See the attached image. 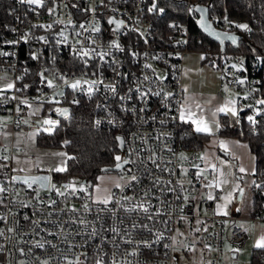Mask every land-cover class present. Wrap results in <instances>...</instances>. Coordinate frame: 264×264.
I'll return each mask as SVG.
<instances>
[{
    "label": "built area",
    "instance_id": "built-area-1",
    "mask_svg": "<svg viewBox=\"0 0 264 264\" xmlns=\"http://www.w3.org/2000/svg\"><path fill=\"white\" fill-rule=\"evenodd\" d=\"M5 1L11 3L9 12L12 14V23L8 33H0V50L13 52L15 55L0 56V77H4L7 81H15L17 88H20L23 84H28L30 87L22 92L9 90L4 95L9 97L15 95L20 99L27 98L33 104V108L40 105L41 98L47 100V98L52 97L57 92H63L64 96H57V99L60 100L59 104L43 103L40 112L36 114H30L32 109H29L26 105H21V111L17 112V100L0 104V118H2L0 119V131L6 127L12 131L37 129L40 124L35 117L45 113L46 116L57 118L60 122H68L75 105L71 101L73 99L86 101L92 106V122L95 127L116 129L122 132L119 135L124 136L126 140L124 157L127 156L130 149H134L135 151H132L130 159L137 160V153H139V156L146 160L151 151L156 153L158 162H160V157L164 161H171L168 166L175 171L174 176L167 172L161 173L148 162V167L153 168L155 175L162 176L165 180L171 179L173 186L176 185L178 180L192 179V185H185L187 193H180L179 189H177V193L167 194V200L171 201L170 207L159 205L157 200L153 198L152 203L154 205L163 208L165 213L171 212V215L164 214L159 217L158 221H167V223H155L153 233L146 231L135 232L133 237L135 240H155L154 232L156 230L164 233V238L159 243L153 244L151 250L142 249V255L138 257L139 260L146 262V264H180V257L178 256V251H180V254L187 258H193L189 259L190 261L186 264H194V262L199 264L201 259L200 250L203 249V258L205 260H210L212 264H221L225 242L232 243L238 248L241 247L247 238V232L236 224L237 216L222 217L211 215L210 217H202L196 214V192L203 189L202 185L206 181L203 179L195 180L196 169L192 167V163H200L202 167V162L196 159L198 154L195 146L185 148L180 143L177 131L178 124L182 122L178 118V109L183 99L181 85L183 57L186 52L190 51V30L188 24L173 21L170 25L176 24L177 28L170 27L168 32L160 33L156 25L157 13L147 11L153 0H104L103 5L100 4V0H56L59 7L52 14L48 13L47 7L53 6V0H47L45 8L18 4L17 0ZM156 2L159 6V0H156ZM65 4L67 7L63 6ZM74 4L78 5V7H73ZM90 5L96 8L95 19L99 21L101 26L99 33H92L90 29L89 31H84L79 28L81 23H91L93 20L91 13L80 11V9ZM206 5L209 6L210 4L207 3ZM30 8H36V12L31 11ZM113 8L118 9V11L113 12ZM12 9H15V13H12ZM189 14L191 13L189 12ZM15 16H20L21 19L17 21ZM112 16L125 21V27L116 33L111 31L115 26L107 23L108 18ZM60 19H63L65 23H58L57 21ZM69 20L72 21V24L68 23ZM210 20L216 29L238 32L241 37H248L253 32V27L249 23L252 28L251 32L237 29L235 24L229 25L223 21H217L215 17L210 16ZM235 22L243 23L241 21ZM88 23H85L86 28ZM49 24L52 25L51 29L43 27L33 28V25ZM12 28H15L16 31L12 32ZM61 32L64 33L63 36L59 35ZM77 32L81 33V35L77 36ZM25 33L29 34L27 42L21 41L18 45H7L4 43L5 40L19 39ZM40 36L46 37L47 43L37 39ZM113 39H118L124 51L114 48L110 49L109 45ZM58 40L61 42L57 43ZM91 40H95V44L91 43ZM145 40L147 43H145ZM78 41L83 43H78ZM178 41H187V43H178ZM82 47L95 48L97 52L103 51L111 54L105 56L103 60L95 55L93 57L80 58L73 54L75 50ZM133 52L139 53V55L133 56ZM29 53H36L39 58L33 60ZM219 53L221 55V84L223 87L227 85L230 91L240 94L237 97L238 104L245 105L244 110L240 113V122L251 125L247 121L246 116L255 115V112L253 108L246 106L253 105L255 108L264 110V105L256 104V100L264 99V63L258 60V57L264 58V50L249 54L229 50L220 51ZM156 57H160V59H156ZM85 59L87 64L84 63ZM240 60H243V67L247 71H238L231 67L232 64H238ZM145 64H150L151 68H146ZM114 68L115 70H113ZM25 69L28 70L27 74H25ZM40 72H44V75L48 79L53 80L59 87L53 89L47 87L46 83H41V78L38 75ZM60 75H64L70 80L72 78L103 79L104 83L97 85L96 87L99 90L89 97L86 91L73 90L68 85H65L59 79ZM20 76L24 77L23 80L17 79ZM145 77H148V79H145ZM160 77L166 78L161 79ZM238 78H246L247 82L245 85L235 83ZM108 84H115L117 91L113 93L108 90L105 87ZM83 88L86 90L87 85H84ZM129 89H132V92H129ZM149 89H151V92L146 101L141 100L140 92H146ZM161 89H163L161 96L152 94ZM252 89H258V91L252 92ZM169 92L173 93V95L168 97L167 101H163L164 94ZM249 92L251 94L248 99H243V96ZM121 96H130L131 99L121 100ZM97 105H100V107H97ZM56 107L68 108L70 112L69 118L58 117L53 111ZM124 109H128V111ZM131 109H135V111ZM263 115L264 112H262V115H257V121ZM153 116H156L155 120L151 119ZM174 116L177 117L176 120L171 119ZM18 120H28L29 123L21 122L17 124ZM96 121H100V123L97 124ZM110 121H114V123H110ZM161 121H164V123L161 124ZM169 148L172 150L171 152L168 151ZM21 151L22 148L18 145L0 142V155H6L12 159L16 153ZM180 153H184L189 159L181 161L179 159ZM11 159L6 161L9 166L0 171V180H3L6 186H8V179L17 173L11 165ZM0 163L5 162L0 161ZM181 167L188 169L187 176L182 174ZM128 169H131L132 172H128ZM143 169L144 165L137 160L136 164L124 165L123 172L121 170L117 172L119 175L127 176L135 173L139 176ZM4 173L8 174V178L5 177ZM253 181L264 183V167L256 170ZM150 184V179L142 177L139 184L134 183V187L126 188L123 193L115 187H112V191L116 193L117 197L126 194L135 195L139 199ZM11 186L14 189H20L19 195L9 193L10 199L5 200L7 208L0 207V213L7 214V221H0V228L16 227V221L18 220V231L21 234L29 233V235L25 236V239L38 238L31 236V226L22 217L27 213L33 219L43 220L44 218L39 215V208L36 209L37 215L33 216L31 205L26 208L22 207L18 202H10V200L32 199L35 196L34 188L36 186L34 185L33 189H28L26 185L17 182H13ZM251 191L253 195L263 194V199L261 204L253 209L250 219L255 224L264 225V193L256 189L253 183L251 184ZM177 194L181 196V199H175ZM184 194L190 195L187 203L183 201ZM214 194L218 196L219 190L215 189ZM160 195L159 192L154 191V196ZM84 196L85 193L79 192L76 196L69 197L67 203L69 205L74 204L77 208H80L84 203ZM191 197H195V199L193 200ZM41 198L44 200H63L54 191L50 195L46 191H41ZM161 199H164V197L161 196ZM33 203H35L34 200ZM213 203L214 201H207L204 198L200 199V206L203 205L207 209H210ZM180 207L184 208L183 212L180 211ZM9 209L11 212H9ZM11 213H17L18 215L13 216ZM85 215L89 220L95 218L94 214ZM181 217H187V220ZM197 218L201 219V223L197 224L196 228H200L201 231H194L196 252L189 251L184 246L191 244L192 240L183 241L180 247H164L165 244L172 243L169 237H175L178 227L183 226L185 221H192ZM225 219L230 223L228 226L225 224ZM142 222L147 223V221ZM16 239L18 237L13 235L12 242L8 243L0 238V243H6L7 250L12 251L13 264H15L16 260L22 258L14 251ZM76 239L77 241L80 240L79 237ZM205 244L210 245L212 250L205 249ZM124 247L131 248L129 245H124ZM261 258L264 260V249ZM3 261L4 257L0 255V264H3Z\"/></svg>",
    "mask_w": 264,
    "mask_h": 264
},
{
    "label": "snow or ice",
    "instance_id": "snow-or-ice-1",
    "mask_svg": "<svg viewBox=\"0 0 264 264\" xmlns=\"http://www.w3.org/2000/svg\"><path fill=\"white\" fill-rule=\"evenodd\" d=\"M18 4L33 6L35 5L37 8H45L47 5V0H17ZM100 4H104V0H100ZM67 7V5H63ZM59 7V4L56 3V0H53V6L47 7V11L49 14L55 13L56 8ZM73 7H78V5H73ZM215 8V0L212 5L209 6H201L195 5L190 7L188 11L190 13H199L200 19L197 21L199 25L210 34L216 36L218 39L223 37L224 39L231 40L233 44L237 42L239 39L238 36L227 33V32H217L212 28V22L207 18L210 9ZM31 11L36 12V8H30ZM12 13H15V9L11 10ZM80 11L85 13H91L93 15V20L91 23H88V27H85V23H81L79 28L84 31L91 30L92 33H99L101 31V26L98 20L95 19L96 8L93 6L85 7L80 9ZM113 12L118 11V9L113 8ZM150 13H164L165 9L163 7H159L156 0H153V3L147 9ZM225 14L222 18H216L217 21L220 19L223 22L231 25L235 24L237 29L244 30L246 32H251L252 28L248 23H236L235 21L229 20L228 15L226 14L227 10H224ZM26 18V14H25ZM15 19L19 21L21 19L20 16H15ZM60 24H64L65 21L60 19L57 21ZM69 24H72V21H68ZM108 25H114L111 29L113 33H116L118 30L125 27V21L122 19H117L115 16L109 17L107 20ZM75 27V25H73ZM7 27V26H6ZM35 27H43L46 29H51L52 25H33ZM172 28H177L176 24L170 25ZM12 32H15L16 29L12 28ZM28 33H25L19 39L15 40H5L4 43L7 45H18L21 41L27 42ZM59 35L63 36L64 33L61 32ZM81 35V33L77 32V36ZM143 35V33H141ZM37 39L44 41L47 43V38L44 36L37 37ZM91 39V37H89ZM61 41H57L60 43ZM78 43H83L82 41H78ZM91 43L95 44V40H91ZM145 43L147 41L145 40ZM178 43H187V41H178ZM110 49H116L119 51H124L118 39H113L109 45ZM255 52V49H252ZM74 55L80 58L99 56L101 60L104 59L105 56L110 55V52H97L95 48H80L74 51ZM15 53L9 51L0 50V56L8 57L13 56ZM31 59H38V55L36 53H29ZM133 56L139 55V53L133 52ZM147 55V53H145ZM205 57L201 56V59ZM156 59H160V57H156ZM258 60L261 63H264V58L258 57ZM84 63L87 64V60H84ZM118 63V62H116ZM146 68H151L150 64H145ZM231 67L233 69H237L238 71H247L243 67V60H240L238 64H232ZM115 70V68L113 69ZM27 69H25V74H27ZM95 74V73H94ZM41 78V83H46V86L49 88H58L59 85L55 84L53 80L48 79L44 72L38 73ZM23 76L18 77L17 79L23 80ZM164 79L166 77H160ZM59 79L65 84L68 85L73 90L86 91L89 97L94 94L95 91L99 89L96 87L97 85L103 84V79L90 80V79H68L64 75H60ZM148 79V77H145ZM247 82L246 78H238L235 83L239 85H245ZM84 85H87V89L83 88ZM30 85L23 84L20 88L16 87L15 81H7L4 77H0V104L9 103L11 100H17L18 104L16 105V111H21V105H26L29 109H32L30 114L39 113L41 110V105L43 103H53L59 104L60 100L57 99V96L63 97V92L54 93L52 97L44 100L41 98L40 105H37L33 108V104L29 102L27 98L20 99L15 95L6 96V93L9 90H15L17 92H22L28 89ZM105 87L111 92L115 93L117 91L115 84H108ZM137 91H139L137 89ZM187 91V89H185ZM225 91L229 93L227 99L222 102H218L217 106L211 110L209 116L198 115L197 112L193 111L192 108L188 105L187 100L184 103L180 104L178 109L179 111V120L184 122H190L195 126V132L203 133L208 136H214L216 132L219 131L221 124L217 119L218 114H224L225 116L231 117L236 123L240 122V113L244 110L245 105L238 104L237 97L240 95L239 93H231L230 90L225 86ZM258 89H252V92H256ZM129 92H132V89H129ZM151 89L146 92H140V99L145 100L148 98ZM163 89L158 92L152 93L156 96H161ZM251 92L246 93L243 96V99H248V96ZM173 93H165L163 96V101H167L168 97H171ZM121 100L131 99V97L121 96ZM73 104H79V100L73 99L71 101ZM257 105H264V99L256 100ZM167 106V105H166ZM100 107V105H97ZM198 109L200 105L196 106ZM248 108H253L255 115H247V121L255 126L258 121L256 119L257 115H262L261 108H255L253 105H247ZM128 111V109H124ZM135 111V109H131ZM53 111L60 117H64L68 119L70 116V112L68 108L56 107ZM143 111V109H141ZM2 119V118H0ZM151 119L155 120L156 116H153ZM171 119L176 120L177 117H171ZM28 124V120L17 121L19 123ZM97 124L100 121H96ZM110 123H114V121H110ZM164 121H161L163 124ZM41 127L37 128L34 132L29 134V139L31 140L36 135H38L41 131L53 134L60 126L59 119L52 118H44L40 121ZM159 138V137H158ZM115 140L117 141V148L123 149L126 144V140L124 136H116ZM19 143V141H17ZM70 141H64V144H69ZM239 144V142H236ZM220 146L228 151L227 145L224 141H220ZM241 147L247 148V145H240ZM132 151L134 149H130L127 153L126 157H122L121 155H115V168L120 169L122 172L124 171V165L127 164H136L137 160L140 164L144 165V169L141 171L138 176L135 173L131 175H121L117 180L113 177H108V181L115 187L120 189L121 193L125 191L126 188H132L135 184H139L142 177H147L150 179L151 184L148 188L143 191V195L136 198L135 195H121L119 197L116 196V193L112 191L109 187H101L100 184L92 185L90 183L86 184L75 179L69 181L65 184H57L53 182L51 175H13L8 179V186L5 185L3 180H0V207L7 208L5 204L6 199L9 198V193L14 195H19L20 189H14L11 185L13 182L22 183L27 186L28 189L34 188L35 196L32 199L28 200H18L11 201L12 203L18 202L22 207H29L31 205L33 216L37 215L36 209L39 208V215L43 217V220L33 219L27 213L23 215V219L28 221L31 228L30 234L32 237H38L34 239H25L26 235L29 233L21 234L18 231L19 221H16V227H8V228H0V238L4 241L11 243L13 240V235L18 237L15 241L14 251L22 257L21 259L16 260L15 264H146V262H142L138 259L142 255V249L151 250L153 244L159 243L161 239L164 238V233L156 230L154 232L155 240H135L134 234L138 231H146L149 233H153V229L155 223L160 222L166 224L167 221L159 220L158 218L164 214L168 216L171 215V212H164V209L161 207H157L152 203L153 198L157 200L159 205H163L165 207L171 206V201L167 200L168 193H177V189H179L180 193H187V189L185 185H192V179H181L178 180L176 185L173 186V182L171 179H163L162 176H157L154 174L153 168L148 167V162H150L155 169H158L161 173L167 172L170 175H175V171L173 168L168 165L171 161H164L162 157L159 158L160 162H158V157L156 153L151 152L147 156L146 160L139 156L137 153V160L130 159ZM168 151H172L170 148ZM231 155V153H229ZM45 155L60 157L59 164L56 166H52L47 168L48 172L61 173L66 172L67 161L74 160V156H70L66 152H55V153H46ZM234 159H238V157H233ZM11 159L6 155H0V161H4L5 163H0V171L7 168L9 165L6 163ZM179 159L181 161L188 160L184 153H180ZM197 160L201 161L204 164V167H201L200 163H192V167L196 169L195 172V180L199 181L201 179L205 180L202 186L209 191L204 195V199L207 201H216V207L214 210L215 215L229 216V206L236 199H242L244 196V188L240 186V181L243 180V176H237L232 169L238 167L240 173L247 175L249 173V169L243 167L242 165L237 166L232 164L230 161H219V164L213 162V159H209V155L207 153L199 154L196 157ZM255 160V157H253ZM39 161V158H38ZM20 161L17 159L16 164L19 165ZM39 167V163L36 164ZM211 169L214 175L211 179H209L206 173ZM15 171L24 172L25 169L18 168L14 169ZM105 172L109 171V169H104ZM128 172H132L131 169L127 170ZM181 172L185 176H187L188 169L181 167ZM251 174H256V169L253 167L251 169ZM5 177L8 178V174L4 173ZM100 181H104L105 177H99ZM253 185L256 189L260 190L264 193V183H256V181H252ZM194 187V185H193ZM92 189V191H89ZM213 189H219L222 195H215L212 191ZM41 191H46L47 194H51L53 191L56 193L58 197L63 198V200L58 201L57 199H47L44 200L41 198ZM154 191L159 192L160 196H154ZM79 192L85 193L84 203L80 208H77L74 204L69 205L67 203L69 197L76 196ZM239 193V196L236 194ZM161 196L164 199H161ZM175 199H181V196L177 194ZM190 199L189 194L183 195V201L187 203ZM191 199H195V197H191ZM33 200L35 203H33ZM95 206V207H94ZM50 209V210H49ZM180 211L183 212L184 208L180 207ZM240 211V209H237ZM9 212L11 210L9 209ZM13 216L18 215L17 213H11ZM85 214H94V219H87ZM205 214H207L205 210ZM140 218V219H138ZM184 220H187V217H181ZM0 221H7V214L0 213ZM127 221V223H126ZM142 221H147L144 223ZM197 223H201L199 220ZM43 225V226H42ZM151 225V226H150ZM238 227L244 229L245 232L249 231V227L245 224L241 223ZM206 230V229H204ZM196 232H200V228L195 229ZM13 234V235H9ZM43 234V235H42ZM179 236H185V233L178 232ZM77 237L80 238L77 241ZM172 241L171 244H165V248H172L175 246L176 237H169ZM196 241L193 240L191 244L184 245L189 251L196 252L195 248ZM124 245H129L131 248H126ZM255 247L264 249V235H261L259 239L255 243ZM205 249L211 251V246L208 244L204 245ZM110 249V251H109ZM51 250V251H50ZM78 250V251H77ZM232 252H239L241 249L239 248H230ZM201 259L199 264H212L210 260H205L203 258V249L200 250ZM0 255L4 257L3 264H13L12 261V251L7 250L6 243H0ZM195 264V262H194Z\"/></svg>",
    "mask_w": 264,
    "mask_h": 264
},
{
    "label": "trees",
    "instance_id": "trees-1",
    "mask_svg": "<svg viewBox=\"0 0 264 264\" xmlns=\"http://www.w3.org/2000/svg\"><path fill=\"white\" fill-rule=\"evenodd\" d=\"M214 0H159V7L165 9L164 13H157L156 25L160 33L170 30V23L180 21L187 23L190 30L189 48L193 51L205 53L204 59L213 60L217 57L221 63L219 45L204 35L196 26V13L189 14L188 9L195 4L212 5ZM11 3L0 0V33H8L12 23V14L9 12ZM226 14L231 21L249 23L253 32L248 37H241L237 48L226 44V51L251 53L264 50V0H215V8L210 9L211 17L222 18ZM219 21H223L220 19ZM7 26V27H6ZM216 59V60H217ZM211 62V61H210ZM212 63V62H211ZM221 66V64H220ZM92 106L83 100L73 106L71 118L68 122H60L59 128L48 134L41 131L36 135V144L39 147L63 148L74 160L67 161L66 172H52L53 178L64 182L73 177L85 183H94L97 176L102 173L104 166H113L115 155H122L117 149L115 137L122 134L116 129L97 128L92 122ZM219 133L237 137L247 141L250 150L255 155V169L264 167V115L258 118L257 125L245 122L236 123L229 116H221ZM178 138L185 148L195 146L202 148L207 139L206 134L195 132L189 123L178 124ZM64 141H70L65 145ZM263 194L253 195L254 208L261 204ZM263 249L255 248L252 251L251 264H264L261 258Z\"/></svg>",
    "mask_w": 264,
    "mask_h": 264
},
{
    "label": "crops",
    "instance_id": "crops-1",
    "mask_svg": "<svg viewBox=\"0 0 264 264\" xmlns=\"http://www.w3.org/2000/svg\"><path fill=\"white\" fill-rule=\"evenodd\" d=\"M201 56L205 57V53L201 51H193V50H190L184 54L183 67L181 72V85L183 90V99L181 104L184 103L185 100H187L188 105L192 108L193 111L197 112L198 115L209 116L211 110H213L217 106L218 102H222L223 100L227 99L228 96H226L224 91H222L221 86L212 85L208 76L202 73V69H203L202 67L205 65V63L209 64V62L212 60L201 59ZM185 89H187V91H185ZM197 104L200 105L199 109L196 107ZM223 115L224 114L222 113L218 114L217 119L219 120V122L221 116ZM185 123H189L192 129L193 130L195 129V126L192 125L190 122H185ZM16 132L18 131H12L8 127L1 130L0 142L6 144L13 143V141L16 139L13 137V135ZM220 141H224L226 143L228 151H225L220 146ZM34 142L36 144V136ZM236 142H239V144H237ZM240 145H247V148L241 147ZM196 153L198 155L207 153L209 155V159H213V157L216 158L213 160V162L217 164H219V161L221 160L226 162L230 161L234 165L237 166L242 165L243 167L249 169V173L247 175L240 173L238 167L233 168L232 171L238 177L243 176V180L240 181V186L245 190L242 199H245V201L249 199L250 206H240L241 207L239 208L240 211H237L238 208L236 206H235L236 207L235 210L232 209L233 207L232 205L234 203L233 201L232 204L229 206V212L230 215H235L238 217V219L236 220L237 225L243 223L246 226H248L249 229L252 225H263V224H255L250 219L252 211L254 209L251 184L252 181L254 180L255 175L251 174V169L255 167V160H253V157H255V155L250 150L248 142L241 140L237 137L220 134L218 131L214 136L207 135V139L204 142V145L202 146V148L197 149ZM229 153H231V155ZM234 156L238 157V159H234L233 158ZM17 159H20V155H18V153H16L11 159V165L13 169H15L14 164L16 166ZM202 167H204L203 163H202ZM22 168L25 169L24 172L21 171H15V172L23 173V174H35L39 172H47L44 169L37 167L36 164L28 165L27 167H22ZM208 172L209 173L212 172L211 169H209ZM214 190L215 189H213L212 191L214 192ZM219 195H222L220 191L218 196ZM237 196H239V193H237ZM242 199H237V200L239 201ZM216 203L217 202L214 201L212 207L210 208L213 209V212L215 210ZM218 216H222V215H218ZM222 217H228V216H222ZM225 224L227 226L230 224L227 219H225ZM258 239H259L258 235L256 238V236H253V231H251V233L248 231L247 238L244 244L241 247H239V249H242L243 247L245 248L235 253L232 252L230 248H238V247H236L232 243L225 242L228 243L229 246L226 248L223 247L224 252H223L221 264H251L252 251L253 249L257 248L255 247V243Z\"/></svg>",
    "mask_w": 264,
    "mask_h": 264
},
{
    "label": "rangeland",
    "instance_id": "rangeland-1",
    "mask_svg": "<svg viewBox=\"0 0 264 264\" xmlns=\"http://www.w3.org/2000/svg\"><path fill=\"white\" fill-rule=\"evenodd\" d=\"M217 57H213V60L211 62L205 63V65L202 67V73H204L205 75L208 76L209 80L211 81L212 85H219L222 88V91H224V93L226 94V96H229V93L225 91V87L222 86L221 84V67L220 64L218 62ZM231 93H236L233 91H230ZM37 122L40 124V121L44 118H49L48 116H46V113L44 115H37L36 117ZM52 119H57V118H52ZM41 127V124L38 128ZM36 129H31V130H21L18 131L16 133H14L13 137L16 138L13 143L15 145H18L22 148V152L18 153V155H20V159H18L20 161L19 165L14 164V168L18 169V168H22V167H27L28 165H33V164H37L39 163V167L41 169H44L45 171H47V168L52 167V166H56L59 164L60 161V157H56V156H49V155H45L46 153H55V152H65L63 148H46V147H38L35 142H34V138H32L31 140L29 139V134L34 132ZM17 141H19V143H17ZM2 143V142H1ZM122 157H124V155H121ZM39 158V161H38ZM15 160V159H13ZM51 176H52V172H48ZM206 175H208L209 179L212 178V176L214 175V173L212 172H207ZM121 175H119L118 172H114V171H107V172H102L97 176L96 181L92 184V185H96V184H100L101 187H109L112 189V187H114L109 181H108V177H113L115 179H119ZM99 177H105L106 179L104 181H100L98 178ZM53 182L57 183L58 185L61 183H68L69 181L75 179L77 181H79L76 178L73 177H69L68 179H65L64 182H61L60 180H56L55 178H53ZM88 184V183H86ZM92 191V189H91ZM208 189H200L196 192L197 195V202H196V214L200 215L202 217H210L211 215L214 214L213 209H207L206 207H204L203 205L200 206V199L204 197V195L208 192ZM222 194V193H221ZM237 195V194H236ZM244 204V205H243ZM232 209H236V207L239 209L241 208L240 206H250V200L248 199L247 201H245V199L242 200H234V203L232 205ZM236 206V207H235ZM205 210L207 212V214H205ZM201 222L200 218H197L195 220L192 221H185L183 223V226H180L177 228L176 230V243L175 246L176 247H180L183 244V241L186 240H196L194 231L196 229L197 221ZM251 231H253V236L257 235L258 237H260L261 235H264V226L263 225H252L249 229V232L251 233ZM178 232H182L185 233V236H179ZM250 237V235H249ZM228 243H225L224 247H228ZM245 248V247H243ZM242 248V249H243ZM241 249V250H242ZM177 253V252H176ZM178 256L180 257V264H186L188 261L191 260L192 257L187 258L186 256L180 254V251H178ZM181 255V256H180ZM190 259V260H189ZM193 259V258H192ZM183 262V263H182Z\"/></svg>",
    "mask_w": 264,
    "mask_h": 264
},
{
    "label": "water",
    "instance_id": "water-1",
    "mask_svg": "<svg viewBox=\"0 0 264 264\" xmlns=\"http://www.w3.org/2000/svg\"><path fill=\"white\" fill-rule=\"evenodd\" d=\"M195 5H201V4H195ZM194 5V6H195ZM201 6H207V5H201ZM197 14V18H196V26L198 27V29L204 34L206 35L208 38H210L211 40H213L214 42H216L218 45H219V49L220 51H224L225 50V47H226V44H230L233 48H237L238 47V43H239V40L241 38V34L238 33V32H234V31H224V30H219V29H216L212 23V28L215 29L217 32H227V33H230V34H233V35H236L239 37V39L237 40V42L235 44L232 43L231 40H227V39H224L223 37H221L220 39H218L216 36L210 34L209 32H206L200 25L199 23L197 22L199 19H200V14L199 13H196ZM207 18L210 20V15L208 13V16ZM211 21V20H210ZM212 22V21H211ZM58 116V115H57ZM60 117V116H58ZM118 136H121V135H118ZM123 155H125V149H119L117 148ZM104 169H109V171H114V172H117L119 171L120 169H116L115 168V164L113 166H104L101 168V171L102 172H105ZM15 175H25L23 173H16ZM27 175H50L49 173L47 172H39V173H35V174H27ZM81 182L85 183L84 180H82Z\"/></svg>",
    "mask_w": 264,
    "mask_h": 264
}]
</instances>
